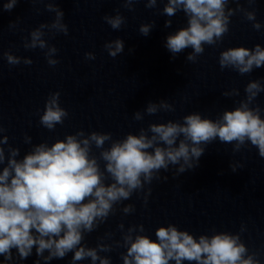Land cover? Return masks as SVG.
<instances>
[{
	"label": "clouds",
	"instance_id": "1",
	"mask_svg": "<svg viewBox=\"0 0 264 264\" xmlns=\"http://www.w3.org/2000/svg\"><path fill=\"white\" fill-rule=\"evenodd\" d=\"M20 0H4L2 10L11 12ZM45 4V10L54 13L51 23H41L23 38L25 50L39 48L44 51L49 66L60 61L55 58L58 49L44 37L51 33L69 34L64 22V11L57 0H27ZM124 8L133 11V5L141 0H121ZM164 3L160 14L168 17L165 27L172 26L171 17L183 12L186 25L169 33L165 48L174 60L186 49H191L185 59L196 63L205 52V45L218 47L230 31L231 18L242 14L252 23L256 31L262 24L257 21L254 5L257 0H159ZM148 9L156 8L158 0H144ZM235 4L236 7H230ZM251 9V10H250ZM39 12V9H37ZM103 20L113 29L120 30L126 20L116 10L115 15H104ZM19 24V18L9 23V29ZM155 21L139 26V33L148 36ZM23 31V29H21ZM112 58L124 52V40L117 38L103 45ZM130 51H134L130 49ZM10 66L21 63L31 65V58L14 55L10 50L2 53ZM85 58L95 60V54L85 53ZM221 70L231 69L239 75L251 74L264 67V47L257 43L253 48L229 47L219 53ZM264 93L261 79L250 80L244 88V98L236 101L231 110H224L216 119L192 112L182 120L150 123L138 133H127L114 139L110 132L78 130L56 139L49 145L46 141L32 143L25 135L24 143L31 145L22 157L20 149L8 145L6 129L0 124V257L2 264L15 259L26 260L33 254L34 264H49L62 260L72 253L70 264L90 260L91 264H112L109 255L114 249L120 253L122 264H261L258 252H249L241 240L246 231L242 224L238 233L217 232L198 237L175 224L155 229L156 239L146 234L143 224H132L127 228L118 224L120 239L106 232L95 247L87 245L86 236L106 223L117 211L130 215L136 211L133 203L124 204L133 195L142 194L144 206L151 195L153 181H167L161 171L175 168L174 176L199 167L206 147L217 140L221 144H232L233 153L249 145L257 149L264 158V111L256 100ZM59 91L51 92L39 117V124L49 131L63 125L69 116L61 107ZM224 97H239L240 90L232 88L222 93ZM160 111L174 112L175 107L167 100L149 101L143 112L133 114L135 121L144 115ZM107 145V146H106ZM95 150H98V155ZM232 172L243 169L240 163H230ZM120 208L118 206L122 205ZM15 250V257L14 251ZM47 253V254H46Z\"/></svg>",
	"mask_w": 264,
	"mask_h": 264
}]
</instances>
